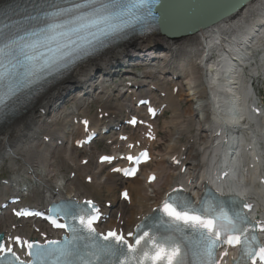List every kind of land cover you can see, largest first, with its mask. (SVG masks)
<instances>
[{"label":"bare ground","instance_id":"6f19581e","mask_svg":"<svg viewBox=\"0 0 264 264\" xmlns=\"http://www.w3.org/2000/svg\"><path fill=\"white\" fill-rule=\"evenodd\" d=\"M169 1L174 13L169 12L165 28L171 30L182 26L185 20L201 18L217 10L207 6L206 0ZM241 45L246 47L241 48ZM263 45L264 0H256L207 28L177 37L155 35L115 47L76 67L63 84L3 127L0 166L5 163L9 166L12 183L28 185L26 195L35 198V202L42 203L55 196L95 199L112 214L103 223L104 230L119 227L128 232L165 192L180 185L199 193L205 183L217 190L249 197L253 212L262 219L264 184L260 181L264 179V152L261 141L264 140L261 139L264 138L256 135L255 139L241 141L240 145H244L242 160L240 149L230 151L227 144L236 141L233 139L236 124H240L242 130L246 122L244 126L249 128V133L253 132V126L258 130L264 125V118H250L252 102L245 103L251 101L254 93L250 84L253 75L263 68L250 67L239 81L237 74L240 77L242 74L237 73L234 66L236 60L241 62L252 49H262ZM135 55L153 56L156 60L157 66L144 65L142 75L164 84L171 83V88H158L156 95L164 105L162 110L170 111V117L162 125L163 138L152 139L154 133L146 138L144 131H122L107 138L109 150L114 153L118 149L131 150L129 144L134 145L132 149H152V160L143 165L140 174L122 181L111 172L102 174L101 165L90 169L82 160L88 156H77L69 139L76 140L83 134L84 120L90 125L99 124L116 109L132 104L139 90H135L133 84L105 86L104 82L96 81L103 71L111 72L116 64L126 63ZM261 63L264 64V50ZM127 77L129 81L133 79ZM85 90L91 92L87 97L83 94ZM121 93L132 95V99L122 100ZM91 104L96 106L94 115H90ZM122 136L127 140H121ZM232 152L233 161L223 168ZM62 168L68 170L67 175ZM225 169L229 176L224 174ZM151 174L157 179L148 182ZM223 175L225 181L216 179ZM10 188L11 185L0 184V197L7 195ZM126 189L131 202L124 203L118 192ZM12 228L24 236L39 234L37 228L40 234L46 232V228L36 223L14 221L2 215L0 230L5 232Z\"/></svg>","mask_w":264,"mask_h":264},{"label":"snow or ice","instance_id":"6c2138e0","mask_svg":"<svg viewBox=\"0 0 264 264\" xmlns=\"http://www.w3.org/2000/svg\"><path fill=\"white\" fill-rule=\"evenodd\" d=\"M65 3H71V7L45 12L43 16L28 15L24 23H0V116L4 115L10 100L42 79L43 74H51L80 56L90 55L110 39L122 38L121 34L127 29L147 26V18L151 16L150 0H65ZM49 7L56 8L57 5L49 4ZM60 17L63 19L58 20ZM148 111L155 116V109L150 107ZM88 123L83 121L85 131ZM129 123L136 125L137 120L132 118ZM151 138L155 139L154 136ZM121 140H127V137L122 136ZM76 143L84 142L78 140ZM133 147L128 145L129 149ZM124 158L133 167L113 171H122L129 177H136L138 166L150 160L147 150ZM113 159L115 157L109 155L100 157L101 162L111 163ZM176 163L180 162L177 160ZM87 179L92 181L91 176ZM156 179L155 175L148 177L149 182ZM260 182L264 184V179ZM180 191L174 188L167 194L168 198L158 209L163 216L147 217L146 220L154 222L142 220L134 231L128 232L119 227L98 230L97 222L102 216L91 200L83 206L78 201L75 206H58L51 223L70 234L62 242L36 245L16 236L10 239L16 245L26 247L25 254L30 259L21 260L3 243H0V253H10L18 264H221L222 261L229 264L225 258L229 257L228 248H232L239 255L231 257L230 264H247L249 259L251 264H257L258 260L264 264V246L255 235L257 230L264 232V221L253 223L243 211L229 214L222 206L211 211L206 208L196 210L193 202L183 198ZM121 195L131 202L127 190ZM240 203L249 211L253 208L246 201ZM15 214L32 215L24 210ZM60 218L70 222L59 223ZM185 227L195 230L198 237L195 243L184 235ZM221 248L224 251L218 257L217 251Z\"/></svg>","mask_w":264,"mask_h":264},{"label":"water","instance_id":"95a60500","mask_svg":"<svg viewBox=\"0 0 264 264\" xmlns=\"http://www.w3.org/2000/svg\"><path fill=\"white\" fill-rule=\"evenodd\" d=\"M255 1L256 0H206V5L211 8L217 9L216 12L207 15L202 13L203 16H201V18L194 17L193 19H190L189 22L186 20L183 21V25L179 27L177 26V31L174 30L173 32H171L172 34H169V36H173L176 34L186 35L188 33L207 28L211 24H214L215 22L238 10L239 8L245 7L247 4ZM155 11L160 17L161 27L167 24L169 12L174 13L173 5L172 3L170 4L169 0H160V3L156 7ZM191 22H193L194 24H192Z\"/></svg>","mask_w":264,"mask_h":264},{"label":"rangeland","instance_id":"374dc122","mask_svg":"<svg viewBox=\"0 0 264 264\" xmlns=\"http://www.w3.org/2000/svg\"><path fill=\"white\" fill-rule=\"evenodd\" d=\"M167 85V84H166ZM259 89V95H260V98H264V84H263V86L261 87V88H258ZM94 105V104H93ZM93 108H94V106H93ZM96 110V106H95V109H94V113L93 114H90V115H94L95 114V111ZM92 112H93V109L91 110ZM169 117H170V111L169 112H166L161 118H159L158 119V121H157V129L159 130V137L160 138H163L164 137V135H165V130L162 128V125H164V123L169 119ZM41 136H42V134H40ZM95 149H97V150H105L106 149V144H105V142H104V140L102 141V142H99V143H97L96 145H95V147H94ZM76 152V151H75ZM93 152V150H90L89 152H87V154L88 153H92ZM77 153V152H76ZM88 163V162H87ZM86 163V164H87ZM89 164V165H88ZM87 165H88V167L90 168V169H94L93 167H95V166H93V164H94V162H93V160H90L89 161V163H88ZM62 171L64 172V173H68V170H66V169H64V168H62ZM8 173H9V175H10V178H11V171L9 170V166L5 163L4 165H2V166H0V177L1 176H7L8 175ZM87 182V181H86ZM53 185V184H52ZM118 190V189H117ZM116 190V191H117ZM115 191V192H116ZM114 213V212H113ZM115 215H117V213H115Z\"/></svg>","mask_w":264,"mask_h":264}]
</instances>
